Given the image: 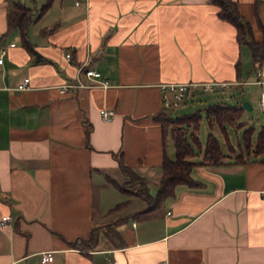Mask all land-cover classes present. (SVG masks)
I'll list each match as a JSON object with an SVG mask.
<instances>
[{"label":"crops","instance_id":"1","mask_svg":"<svg viewBox=\"0 0 264 264\" xmlns=\"http://www.w3.org/2000/svg\"><path fill=\"white\" fill-rule=\"evenodd\" d=\"M12 1L0 0V218L11 216L0 227V264H264V153L244 148L243 160L233 162L238 153L228 145L222 163L192 168L200 186L179 184L156 208L119 224L122 239L80 243L93 227L146 208L112 216L118 202L139 198L109 182L123 174L119 181L108 173L119 170L121 153L146 181L161 177L163 148L172 153L170 134L163 138L153 118L162 108L160 84H253L261 108L264 60L252 67L249 47L217 7L208 0H53L29 25V49L17 29L7 30ZM18 1L36 10L45 0ZM235 1L264 40V0L256 10L254 0ZM83 63L109 85L61 92L86 79L77 71ZM25 77L28 87L16 89ZM101 109L113 111L109 120ZM84 120L92 126L88 144ZM106 184L127 197L110 204L97 190ZM43 251L52 260L41 262Z\"/></svg>","mask_w":264,"mask_h":264},{"label":"trees","instance_id":"2","mask_svg":"<svg viewBox=\"0 0 264 264\" xmlns=\"http://www.w3.org/2000/svg\"><path fill=\"white\" fill-rule=\"evenodd\" d=\"M52 1L53 0H45L36 10H33L22 1H12L8 5L6 14L7 30L17 29L23 45L31 49L32 45L27 37L29 25L49 8ZM208 1L217 7L216 15L219 19L227 21L234 26L237 42L239 44H246L249 47L251 51L252 67L254 69L258 67L264 60V40H257L254 37L252 25L239 12L237 2L235 0ZM261 1L262 0H254L255 10ZM258 24L260 28L264 29V25L261 21H259ZM236 68L239 70L240 61H237ZM243 110L242 101L230 105L220 100L207 105L205 108L206 120L209 128H212L213 125L216 124L223 134L226 140L225 143L228 146H232L228 138V125H235L236 128L239 129L244 127V123L239 122ZM153 118L159 122L163 138L167 133L170 134L174 144L175 158H169L163 148L161 177L156 193L152 195L149 192L146 179L136 173L132 168L126 166L123 163L120 153L118 166L121 173L125 176V179L122 182L109 179V182L115 185L121 192L144 200L147 206L132 214L120 216L112 223L93 227L88 238L86 240H80L84 249L95 247L102 236L109 239L110 242H115L118 233L116 228L119 224L125 223L129 219L156 208L165 198L174 195L177 185L185 184L189 187L200 186L201 182L194 179L191 175L192 168L196 164L222 163L223 159L227 156L216 136L212 132H209L206 136L204 148L202 149V160L194 161L191 159V157L196 154L197 148L201 150L198 130L202 115L199 111L184 112L172 116L170 109L162 107L158 112L153 114ZM84 127L85 142L88 144L89 132L92 126L88 121L84 120ZM253 132V126L244 128L242 132L243 147L256 155L262 154L264 153V126H261L258 130L254 140L252 139ZM243 157L242 153H238L235 155V160L233 162H240L243 160ZM128 202L129 199L118 202L111 211L117 210ZM75 243L77 244L79 242L75 241Z\"/></svg>","mask_w":264,"mask_h":264},{"label":"rangeland","instance_id":"3","mask_svg":"<svg viewBox=\"0 0 264 264\" xmlns=\"http://www.w3.org/2000/svg\"><path fill=\"white\" fill-rule=\"evenodd\" d=\"M28 1V0H27ZM248 49V47H246ZM248 51V50H247ZM249 53V52H248ZM251 76L253 73L255 74L254 69H247ZM256 90L255 85L253 84H243L240 86H230V87H224V88H215L214 90L210 91H203L201 88L196 89L195 91H192L191 94L186 98V102H182L180 105L170 109V113L172 116L179 115L184 112H193V111H199L202 115V118L200 120V126L198 130V138L201 145V150L204 148L206 136L209 132H212L219 144L222 146L223 150L225 152H229L226 140L223 136V134L218 129L217 125L214 124L212 128H209L206 120V114H205V108L207 105L218 102L220 100L225 101L227 104L234 105L236 102L240 101L241 98H247L252 108L251 109H244L241 117L239 119V122L244 123V127L241 129L236 128L235 125H228V138L230 144L235 148L236 152L239 153L241 150L245 152L243 143H242V132L244 128H247L249 126L254 127V134L252 136V139H255L257 131L261 128V126L264 124V114L262 113L261 108L259 107L258 101L256 99ZM244 101V100H243ZM241 146L242 149H239ZM168 150L169 153H172L170 158L174 159V146L173 141L170 135L168 136ZM200 149L197 148L196 154L191 157L192 160L197 161L199 158ZM108 176H112V178H115L119 181H122V173L119 170L110 171L108 173ZM160 180V175H151L150 180L148 183V187L152 193V195H155L156 190L158 188V181ZM103 186L99 185L97 187V190L101 192L106 193V200H110V204H115V202L119 200H124L127 196L123 193L121 194L116 189H114L112 186L106 184L105 189L103 190ZM146 206V202L144 200L138 199L136 202L132 205L125 204L122 207L118 208L117 210H114L112 213V216H117L122 214L125 211H131L135 208H143ZM160 209V208H159ZM130 224V223H129ZM128 227L127 225L124 226ZM117 239H122L121 235L120 237H116Z\"/></svg>","mask_w":264,"mask_h":264},{"label":"built area","instance_id":"4","mask_svg":"<svg viewBox=\"0 0 264 264\" xmlns=\"http://www.w3.org/2000/svg\"><path fill=\"white\" fill-rule=\"evenodd\" d=\"M9 45H14V43H10ZM5 53V47L0 48V63L2 62V57ZM65 58L70 59L71 58V53L66 52L65 53ZM85 64L83 63L78 67V73H82L83 76L86 78L85 80H88L90 82H85V80L80 79L79 77L76 78V81L73 83H67L61 86V92H64L67 88L69 87H89V86H101V87H106L108 86V81L105 79H100L101 73L93 68L90 67H84ZM259 74V72H257ZM29 78L25 77L21 83H19L16 87V89H26L27 82ZM218 83L215 82H202V83H197L194 81H188V82H170V83H162L160 84V89H161V99H162V107L166 109H172L178 105H180L190 91H195L198 88H201L203 91H210L213 90L214 87ZM224 85V83L220 84V86ZM260 106L264 110V97L263 95L261 96L260 99ZM113 114L112 110H105L101 109L100 110V115L102 119L104 120H109ZM11 222V216L6 215L0 218V227H5L9 225ZM53 255L52 251H43L41 253L40 261L41 262H46L52 260ZM110 263V262H109ZM162 264V263H158Z\"/></svg>","mask_w":264,"mask_h":264},{"label":"water","instance_id":"5","mask_svg":"<svg viewBox=\"0 0 264 264\" xmlns=\"http://www.w3.org/2000/svg\"><path fill=\"white\" fill-rule=\"evenodd\" d=\"M242 106L245 109H251V104L248 101H246V100L242 101Z\"/></svg>","mask_w":264,"mask_h":264}]
</instances>
